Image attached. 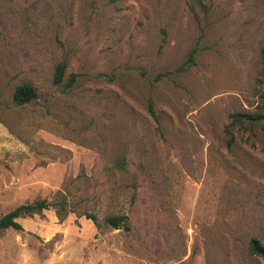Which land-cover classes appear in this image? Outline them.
<instances>
[{
    "label": "rangeland",
    "instance_id": "obj_1",
    "mask_svg": "<svg viewBox=\"0 0 264 264\" xmlns=\"http://www.w3.org/2000/svg\"><path fill=\"white\" fill-rule=\"evenodd\" d=\"M263 47L264 0H0V219L68 210L0 229V264H264V135H225Z\"/></svg>",
    "mask_w": 264,
    "mask_h": 264
},
{
    "label": "trees",
    "instance_id": "obj_2",
    "mask_svg": "<svg viewBox=\"0 0 264 264\" xmlns=\"http://www.w3.org/2000/svg\"><path fill=\"white\" fill-rule=\"evenodd\" d=\"M196 51H192L189 55L187 64L194 63V56ZM261 59V72L260 77L256 81L257 89V100L255 102L253 112H236L230 115V123L225 128V135L227 137V146L231 147L236 141V134L240 133L242 135L248 133L247 142L253 143L254 131L256 129L260 130L264 135V47L260 51ZM66 66L64 64H59L55 67L53 83L58 85L62 82L64 77ZM161 77V76H159ZM72 80L69 81L68 85L71 86ZM38 97V91L31 85H20L18 86L13 95L12 101L17 106H23L27 103L36 100ZM149 111L154 114L152 106H149ZM66 203H47L45 201H36L31 204L21 205L9 213L5 214L0 219V229L8 230L12 229L15 231H21L22 228L17 222L18 219L25 217H32L34 215L40 214L45 210L52 208L58 217L63 220L67 215ZM86 219L91 220L92 223L98 227L97 219L93 214L85 215ZM105 224L113 228L114 230L120 227L126 231H129L128 219L124 215L109 216L105 219ZM248 253L256 258H260L264 262V245L260 243L257 239H251L248 243Z\"/></svg>",
    "mask_w": 264,
    "mask_h": 264
}]
</instances>
